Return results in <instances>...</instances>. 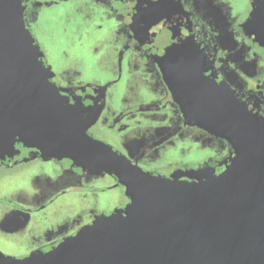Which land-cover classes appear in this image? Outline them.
<instances>
[{
  "label": "flooded vegetation",
  "instance_id": "af4514ba",
  "mask_svg": "<svg viewBox=\"0 0 264 264\" xmlns=\"http://www.w3.org/2000/svg\"><path fill=\"white\" fill-rule=\"evenodd\" d=\"M20 3L24 26L53 74L49 81L77 106L81 119L96 115L87 134L144 172L219 175L235 155L222 137L185 124L162 73L171 46L181 48L182 56L176 51L170 59H204L203 74L226 86L229 96L264 124V48L242 30L252 0ZM55 41L63 44L55 54L57 66L49 59ZM84 47L97 62L96 76L75 52ZM80 168L68 159H42L21 143L1 151L0 243L26 255L47 252L129 202L113 176ZM9 179L27 183L6 193ZM66 198L73 203L62 213L58 204Z\"/></svg>",
  "mask_w": 264,
  "mask_h": 264
},
{
  "label": "water",
  "instance_id": "95a60500",
  "mask_svg": "<svg viewBox=\"0 0 264 264\" xmlns=\"http://www.w3.org/2000/svg\"><path fill=\"white\" fill-rule=\"evenodd\" d=\"M242 30L264 48V0H252ZM176 48L161 66L185 124L234 149L219 175H152L91 138L96 115L81 119L49 81L20 0H0V152L21 143L42 159H68L82 172L113 176L129 200L47 252H0V264H264V124L203 74L204 59H170L181 55Z\"/></svg>",
  "mask_w": 264,
  "mask_h": 264
},
{
  "label": "rangeland",
  "instance_id": "374dc122",
  "mask_svg": "<svg viewBox=\"0 0 264 264\" xmlns=\"http://www.w3.org/2000/svg\"><path fill=\"white\" fill-rule=\"evenodd\" d=\"M241 1H244V3L246 2V0H241ZM61 37V36H60ZM60 37L56 38L57 40H60ZM50 47H49V53H50V56H49V59L52 61L53 64H56V66L58 65L57 63V57H56V51L62 47L63 44L59 43V41H55V42H52L50 43ZM75 52H77V54H80L83 58H84V61H85V67L86 69L88 68V71H92L93 72V76H96L97 75V68H98V65H97V62L94 58H92L89 54V51L87 50V47H84V48H81V49H76ZM27 183V180L26 179H9L7 181H5L4 183V189L6 190V193L10 192V189L13 190L15 187H18L19 185L23 186ZM72 203H73V200L72 198H66V199H63L60 201V204H58V206H61L63 208H65V210L61 211L62 213H68L71 209V206H72ZM0 243V252L5 254V255H8V256H11V257H15V258H21L23 256H25L27 254V252H23V251H20L19 249H15L14 247H11L9 245H2Z\"/></svg>",
  "mask_w": 264,
  "mask_h": 264
}]
</instances>
